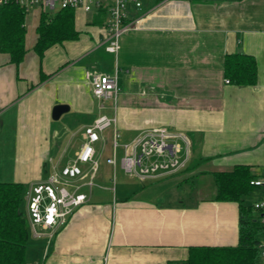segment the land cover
<instances>
[{
	"label": "crops",
	"instance_id": "1",
	"mask_svg": "<svg viewBox=\"0 0 264 264\" xmlns=\"http://www.w3.org/2000/svg\"><path fill=\"white\" fill-rule=\"evenodd\" d=\"M140 1V8L129 4V13L141 18V27L123 33L117 53L106 50L108 10L73 8L78 37L40 57L34 44L44 12L38 7L26 12L24 59L16 64L0 51V181L21 182L24 203L30 185L75 160L86 126L101 115L117 117L128 143L144 130L166 127L187 158L185 169L148 178L127 173L120 159L127 178L95 192L104 157L96 143L107 128L113 137L114 126L100 131L97 169L83 162L81 175L62 178L61 185L72 184L68 190L86 200L56 229L27 218L28 264H174L191 247L238 244L239 203L213 198L212 172L246 164L255 177L264 173V0ZM231 53L254 56V84L227 81ZM116 70L118 96L102 106L86 72ZM57 104L69 109L56 119ZM119 145L106 158L115 155V164L108 163L114 175ZM85 186L89 192L80 191ZM201 188L211 193L201 196ZM251 195L263 197L264 188Z\"/></svg>",
	"mask_w": 264,
	"mask_h": 264
},
{
	"label": "trees",
	"instance_id": "2",
	"mask_svg": "<svg viewBox=\"0 0 264 264\" xmlns=\"http://www.w3.org/2000/svg\"><path fill=\"white\" fill-rule=\"evenodd\" d=\"M160 1V0H156ZM105 12V9H99ZM26 12L16 2L0 5V51L9 53L19 64L25 57ZM35 51L43 57L53 44L78 37L73 8H61L55 14L42 13L36 28ZM225 73L230 82L254 84L257 62L253 55L231 53L225 57ZM216 185L215 200L239 203V241L236 245L195 246L186 260L174 264H260L259 242L264 239L261 211L245 199L257 188L251 167L237 164L230 170L212 172ZM23 184L0 181V264H28L26 248L29 240L28 222L23 207ZM23 206V207H22ZM172 264V263H171Z\"/></svg>",
	"mask_w": 264,
	"mask_h": 264
},
{
	"label": "built area",
	"instance_id": "3",
	"mask_svg": "<svg viewBox=\"0 0 264 264\" xmlns=\"http://www.w3.org/2000/svg\"><path fill=\"white\" fill-rule=\"evenodd\" d=\"M16 2L25 12L33 7L43 12L61 8H82L85 11L93 9L108 10L106 24V50L117 53L120 39L124 32L141 27V18H134L129 13V4L141 7L140 0H0V5ZM118 70L114 73L87 71L86 78L92 84L93 94L102 102L106 99H116L119 93ZM229 81V80H227ZM117 117L99 116L92 124L86 126V140L78 151L75 160L64 166L60 173L52 174L47 182L30 185L24 194L26 217L31 225H41L47 228H58L67 222L75 207L81 205L87 198L84 193L69 191L61 185L62 178H75L82 174L80 163L91 162L97 169L94 144L100 138V131L114 126L113 147L118 146L119 130L116 127ZM177 134L166 127H154L142 131L132 142L125 144L126 152L121 158L122 167L131 175L142 178L159 177L179 172L186 168L187 158L182 157V147L173 141ZM180 136L185 138V135ZM115 155L108 158V163L115 164ZM67 181V180H65ZM251 185L264 188V173L254 177ZM255 209L262 212L261 222L264 224V196L255 200ZM261 263L264 264V239L259 242Z\"/></svg>",
	"mask_w": 264,
	"mask_h": 264
},
{
	"label": "rangeland",
	"instance_id": "4",
	"mask_svg": "<svg viewBox=\"0 0 264 264\" xmlns=\"http://www.w3.org/2000/svg\"><path fill=\"white\" fill-rule=\"evenodd\" d=\"M56 11H57V9L56 10H50L49 12L51 14H54V13H56ZM107 104H110V101H107ZM102 136H101V139L96 143L97 147H100V145L103 146V153L102 154L104 157L99 158L100 166H99L98 172L96 173V177L94 179L95 185L93 186V190H95V192H97L98 190H100L101 188H103L105 186L106 187H113L115 181H116L115 184H118L121 181L122 177L127 178V176H128V174L125 173V171L121 168L120 159H121L122 155L124 154V150H123L122 145L126 142L128 143L131 140V138L127 139V138H123L121 136L118 140V142L120 144L118 147V153H117L118 154L117 155L118 163H117L116 173L114 175L113 167L106 162L107 156L112 155V144H113L112 127L107 128L105 131H103ZM78 183L79 182H76L75 184H78ZM71 185L72 184H70V186L68 185L69 190H73V188H74V186H71ZM84 190L89 192V186L82 187V189L80 191H84ZM210 193L211 192H210L209 188H201V190L199 191V195H201V196H206V195H209ZM251 196L248 195L246 197V199H245L246 204H253L255 202L254 196H252L253 198ZM23 210H24V207H23ZM27 249L29 252V240L27 243Z\"/></svg>",
	"mask_w": 264,
	"mask_h": 264
},
{
	"label": "water",
	"instance_id": "5",
	"mask_svg": "<svg viewBox=\"0 0 264 264\" xmlns=\"http://www.w3.org/2000/svg\"><path fill=\"white\" fill-rule=\"evenodd\" d=\"M69 109V106L67 104H57L54 106L53 108V113H52V116L53 118H59V116L67 111Z\"/></svg>",
	"mask_w": 264,
	"mask_h": 264
}]
</instances>
